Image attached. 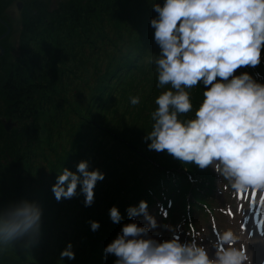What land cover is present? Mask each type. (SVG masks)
<instances>
[{
  "label": "clouds",
  "instance_id": "clouds-1",
  "mask_svg": "<svg viewBox=\"0 0 264 264\" xmlns=\"http://www.w3.org/2000/svg\"><path fill=\"white\" fill-rule=\"evenodd\" d=\"M157 18L150 21L154 42L160 53L152 58L158 84L165 89L155 99L154 121L146 139L148 147L166 151L183 163L200 169L213 167L236 193L264 195V83L242 67H256L264 48V0H164L155 4ZM205 85L203 100L193 118L182 116L193 111L190 90ZM132 105L140 102L130 98ZM104 174L89 170L81 161L75 172L65 168L52 191L55 198H71L78 185L85 194V205L94 200V187ZM129 217L147 216V203L127 209ZM40 209L22 201L0 210V246H7L39 228ZM110 218L121 219L113 206ZM92 230L99 228L91 222ZM149 227L132 222L104 249L114 255V264H250L246 249L236 247L238 237L231 230L218 236L214 257L197 244L182 243L178 236L158 242L148 236ZM61 256L74 258L69 245Z\"/></svg>",
  "mask_w": 264,
  "mask_h": 264
},
{
  "label": "trees",
  "instance_id": "trees-1",
  "mask_svg": "<svg viewBox=\"0 0 264 264\" xmlns=\"http://www.w3.org/2000/svg\"><path fill=\"white\" fill-rule=\"evenodd\" d=\"M157 3L163 6L164 0H72L67 3L59 1L56 7L49 10L44 2H30L26 16L23 17L21 31L22 38L26 41L19 48L16 61L3 63V56L0 59V70H3V75L0 74V100L5 106L4 116L11 120L14 117L24 119L19 126L13 125L9 130H5L3 124L0 126V202L8 203L10 189L7 181L13 173L17 177L15 189L19 203L23 193L21 179L34 181L31 176L33 168L25 166L24 160L28 162L34 157L47 166L45 152L38 150L43 148L37 136V116L48 110L45 105L56 102L59 108L78 116V120L71 121L70 124L53 119V123L46 126V145L55 163L53 174L59 176L64 159L67 158L68 163L74 156L81 154L87 142L86 138L83 139L82 131L86 127L83 126L84 121L91 122L90 129L99 121L103 123L99 112L102 102L97 106L96 103L103 99L109 81L117 78L122 71H129L133 63L146 53L148 42L154 39L155 30L150 21L158 16L153 7ZM7 5L8 0H0V9H6ZM47 14L50 15V21L46 22ZM43 22L46 25L40 28L39 25ZM57 27L65 31L64 42L59 40L61 36L59 37L60 30L56 33ZM32 40L36 42L34 51L29 49V42ZM38 41L43 44V49L39 48ZM109 49L112 51L109 52ZM96 52H100L99 55ZM151 52L152 50L147 55ZM60 58L61 64H58ZM97 63L100 65L95 68ZM90 67L95 68L93 82L88 80L85 85L75 86L74 91L68 94L66 86L71 84V80L64 77L65 70L76 75L72 80L74 83L78 73ZM38 72L44 77L51 76L53 80H44L38 76ZM78 91L83 92L81 97L78 96ZM82 100L84 102H80V105L76 104ZM2 115L0 112V117ZM4 116L0 118L1 123ZM149 127V122L143 120L135 134L125 137L121 142L119 138L113 140L121 149H125V153L106 169V173L111 175L113 181L119 182L116 191L110 195L119 196L121 203L134 200L140 202L145 197L150 199L151 193L159 194L161 186L169 191L166 196H172L177 192L178 185L181 186L188 180L189 171L200 173L201 180H206L209 176L208 172H203L194 163H183L166 151L150 150L149 143L143 142L141 137ZM99 153H103L104 159L108 156L105 150H100ZM129 157L135 158L140 164H133L130 168L127 164ZM195 168L197 170H193ZM5 169L10 170V173H5ZM35 183L27 187L33 188ZM190 187L191 184H188V188ZM105 191L109 192L110 189L105 188ZM177 201L176 195L170 210L172 221L177 220L179 206H182ZM43 204L48 203L46 201ZM103 205L106 208L109 204ZM105 231H109L108 225H105ZM27 235L16 243L20 249L19 254L6 253L0 247V264L49 263L48 260L38 258L34 249V245L43 238H34V234L30 245L26 243L29 241ZM94 241L98 243L99 240L94 238ZM71 260L67 264H75L73 261L80 262L82 258L76 256Z\"/></svg>",
  "mask_w": 264,
  "mask_h": 264
},
{
  "label": "rangeland",
  "instance_id": "rangeland-1",
  "mask_svg": "<svg viewBox=\"0 0 264 264\" xmlns=\"http://www.w3.org/2000/svg\"><path fill=\"white\" fill-rule=\"evenodd\" d=\"M16 1L17 0H8L7 8L4 10L0 9V17L5 20L9 26V33L0 39L1 47L4 50L3 54L0 56V59L3 56V63L15 62L19 54V48H21L23 42L26 41L25 38H22L23 36L21 31L23 29V17L26 16V9L28 8L31 1L44 2L47 8L50 10L51 8L56 7L59 1L67 3L72 0H22L24 2V7L21 10L16 8ZM49 18L50 15L47 14L45 21H50ZM44 22L41 23V26L39 25L40 28H43L46 25ZM4 28L6 30V27L0 23V32H2ZM59 30V37L61 36L62 38L59 40L64 42L65 31H62V28L58 29L57 27L56 33ZM35 43L36 42H33V40L29 42V49L31 51L36 49ZM38 43L41 44H38L39 48L43 49V44L40 41H38ZM151 50V54L147 55ZM111 51L112 49H109V52ZM159 51V46L154 42L153 39L152 41L148 42L146 53L141 56L137 62L133 63L129 71L125 73L122 71L117 75V78H113L109 81L108 87L103 94V99H100L98 103H96L97 106L100 104V102H102L99 112L103 123H100L99 121L94 125L93 129H90L91 122L84 121L83 126L86 127L82 132L84 133L83 139L86 138L87 142L83 148V151L80 155L74 156L68 163L67 158L64 159L63 164L59 169V173H61L65 168L75 172L79 162L87 161L88 169L90 171L99 170L104 174V178L96 182L94 187V200L90 205H85V194L81 191L79 185L77 187L76 194L73 197L61 198L59 201L55 198L52 188L56 183L58 176L56 177L53 174L54 170L52 168L55 166V163L53 162L52 153H50L47 149L45 140L47 136L46 126H50L53 123V119L61 120L64 124H70L71 121L76 122L78 120V116H74L71 112L59 108L56 102H54L52 105H45L48 110L43 114L38 113L37 118L39 129L37 136L40 140V146L43 148V150H38L45 152L47 166H44L40 160L34 157L30 158L28 162L24 160L25 162L23 164L25 166L30 165L33 168V171H31V176L34 181L30 182L23 178L21 179L23 188L21 202L27 201L36 205L40 209L41 216L38 231L35 233L30 232L27 235L29 241L26 243H30L32 239L31 237L34 234V238L37 236L42 237L43 240L40 243H36L34 245V249L38 258H41L42 260H48V264H67L68 260L71 259H69L67 256L62 257L61 252L69 245L71 246V251L74 253V257L78 256L82 258L80 262L73 261L76 262L75 264H113L112 259L114 255L106 256L104 252L105 247L110 242H112L114 238H116L118 233L121 232L123 225L135 222L141 226L143 220L146 219V216L142 214L143 217L140 218V220L139 218H136L132 221L133 217H129L127 214V209L130 206L138 207L140 202L134 200L124 204L121 203L119 196L110 195V193L116 191V185L119 184V182L117 180L113 181L111 175L106 173V169L111 167L112 163H114L115 160L121 158L125 153V149H121L118 144L113 142L114 138H119V142H121L125 139V137L135 134L137 132L138 126L143 120H147L150 127L141 135V137L143 142L150 143L146 137L148 132L152 130V125L154 123L151 118V113L158 107L155 104V99L162 91L170 87L166 86L165 89L158 88V79H156L155 82L152 80L153 74L156 73V68L151 61L154 56L158 55ZM96 53L99 55L100 52ZM261 53L264 54V48H262ZM57 57L59 59V56ZM100 59L102 60L103 57L101 56ZM58 64H61V58L58 61ZM99 65L100 63H97L95 68H98ZM45 66L47 68V64H45ZM95 68L90 67L83 72H79L78 78L74 81V83H72V80L76 77V75L69 74L68 71L65 70L64 77L71 80V84L66 86L67 93L71 94L74 91L75 86L85 85L88 80L89 82H93L92 78L96 75L94 74ZM0 74L3 75V70H0ZM38 76L42 77L44 80H53L51 76L44 77L41 72H38ZM93 86L94 83L91 84V87ZM205 87L206 86L201 82L197 87L190 90L193 111L186 114L185 116H182V119L194 117V113L200 105L194 101L197 99L195 94H199L203 99L202 93L205 90ZM77 94L79 97H81L83 92L78 91ZM133 96H138L140 99V102L136 105H132L130 102V98ZM80 102L84 101H78L76 104L80 105ZM0 112L3 114L1 117L6 115L5 106L1 100ZM5 117L6 116H4V118ZM12 120L15 121V124H13L15 126H19L24 121L23 118L18 117H14ZM56 125L58 126V124ZM0 126H2L1 122ZM100 150H105L108 153L107 158H103V153H99ZM113 156H115L114 159ZM136 161L137 160L135 158L129 157L127 159V164L131 168L133 164H140L138 161ZM209 168L210 167L203 169V172H208L211 174ZM193 170H197V168ZM5 173L9 174L10 170L5 169ZM188 173V180L182 183L180 187L181 193L179 194V197L184 204L183 212L185 216H187V219L191 211L197 208H202V206L206 207L211 204H213L215 208L214 214H216L218 217L221 216V213H219L220 209L224 208L225 202H229L227 200L228 193L225 192L223 188V177L217 174L215 170L213 175H209L206 180H201V177H199L200 173L190 171ZM16 180L17 177L13 173L12 177L7 181V186L10 189L8 203L4 204V202H0V210H3V204L5 205L4 209L15 204H19V201L16 200ZM34 182L36 183L33 188L27 187V185L34 184ZM226 183H228V181H226ZM188 184H191L190 188H188ZM227 185H229V183ZM105 188H109L110 191L106 192ZM211 196L213 199L217 196L218 199L216 198V200L210 202ZM205 200H208L209 202L205 203ZM46 201L48 204H43ZM103 203L109 204V207L104 208ZM146 203L147 216L151 217L153 214V216L156 217L154 214V210L156 209L154 201L150 202L146 200ZM117 205L123 206L121 209H119L121 215L120 221H122V224L118 225L117 223L112 222L109 231L106 232L105 225H108L110 221V213H107L106 210L110 212L112 206ZM147 220L148 219L145 221ZM92 221H97L99 223V228L95 231L91 228ZM155 223L161 225L162 220H160V218H156ZM233 229L236 231L235 227H233ZM158 234L159 233L153 232L148 236L150 238L154 237L157 239L159 236ZM21 238L17 241H14L10 245H7L6 247L0 246L3 247L1 250H4L6 253L10 254H19L20 249H18L16 243L21 240ZM94 238H98V243H95ZM243 239L244 241L246 240L244 234ZM250 241H253V239L251 238ZM242 246L245 248L244 244ZM252 249H254V246Z\"/></svg>",
  "mask_w": 264,
  "mask_h": 264
},
{
  "label": "water",
  "instance_id": "water-1",
  "mask_svg": "<svg viewBox=\"0 0 264 264\" xmlns=\"http://www.w3.org/2000/svg\"><path fill=\"white\" fill-rule=\"evenodd\" d=\"M15 4H16L17 9L18 10H21V8L23 6V2L20 1V0H18V1H16ZM0 23H2L6 27L5 32L0 35V39H1L5 35H7L9 33V26H8L7 22L5 20H3L1 17H0ZM3 52H4V50H3V48L0 45V56L3 54ZM13 124H14V122L11 119H7V120H4L3 121V125H4V128L6 130H9Z\"/></svg>",
  "mask_w": 264,
  "mask_h": 264
}]
</instances>
